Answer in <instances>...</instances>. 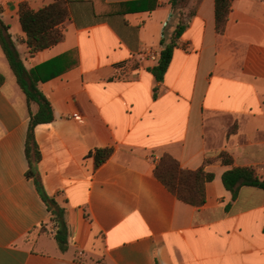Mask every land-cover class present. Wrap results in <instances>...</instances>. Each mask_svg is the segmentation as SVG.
<instances>
[{"label": "crops", "instance_id": "0c3cea01", "mask_svg": "<svg viewBox=\"0 0 264 264\" xmlns=\"http://www.w3.org/2000/svg\"><path fill=\"white\" fill-rule=\"evenodd\" d=\"M24 1L39 10L56 0H0V10L26 68L45 78L55 120L36 128L39 171L66 209L69 250L27 178L39 107L0 45V264H264V190L242 187L233 201L222 179L233 167L264 178V0H232L223 34L216 0H191L162 82L151 70L179 22L171 0H68L64 40L34 57L18 16ZM103 148L114 154L97 169L90 153ZM223 152L234 164L206 167L216 178L200 208L154 174L166 154L197 170Z\"/></svg>", "mask_w": 264, "mask_h": 264}, {"label": "trees", "instance_id": "16d2710c", "mask_svg": "<svg viewBox=\"0 0 264 264\" xmlns=\"http://www.w3.org/2000/svg\"><path fill=\"white\" fill-rule=\"evenodd\" d=\"M191 0H171L172 9L179 12V22L170 40L162 41L163 50L159 63L151 72L158 82H162L171 65L174 50L178 40L187 29L186 18L182 12ZM232 0H216V28L223 34L229 20ZM19 21L24 33L30 55L34 57L41 51L47 50L61 43L65 38L64 24L70 17L69 1L56 0L54 3L34 10L29 2L24 1L19 5ZM0 45L16 76L17 82L27 97L29 104H37L39 109L31 113L28 136L26 141V156L29 162L27 178L33 180L44 202L52 214V223L56 228L55 240L60 250L66 253L69 250L68 225L66 209L47 195L39 165L42 153L36 140V128L42 124H49L55 120L52 104L41 91L39 84L45 78L41 73L42 68L28 70L24 64L17 44L7 25L1 17L0 10ZM5 77L0 73V87L4 84ZM114 154V148L96 149L90 153L94 158L96 168L103 166ZM216 161L232 166L233 158L228 153H221L215 159H206L204 165L197 170L184 169L180 162L169 154L162 157L154 169L155 176L182 202L196 208L206 204V186L216 178L214 173L206 171V167ZM225 188L232 194L236 201L242 187H255L264 190V178L260 177L254 167H233L223 174ZM89 218V215H87Z\"/></svg>", "mask_w": 264, "mask_h": 264}, {"label": "rangeland", "instance_id": "374dc122", "mask_svg": "<svg viewBox=\"0 0 264 264\" xmlns=\"http://www.w3.org/2000/svg\"><path fill=\"white\" fill-rule=\"evenodd\" d=\"M50 237H52V236H50L49 234H46L44 239L47 242V244L49 243V245L47 246V250L53 251V246L52 245L55 242L53 241L54 238H50ZM37 249L40 250V249H43V247L39 245L37 247Z\"/></svg>", "mask_w": 264, "mask_h": 264}, {"label": "built area", "instance_id": "2783aa9c", "mask_svg": "<svg viewBox=\"0 0 264 264\" xmlns=\"http://www.w3.org/2000/svg\"><path fill=\"white\" fill-rule=\"evenodd\" d=\"M150 57H151V59H152L153 61H156V60L159 59L160 56L158 57V55H151ZM74 118L79 120V119H80V116L77 115V114H75V115H74Z\"/></svg>", "mask_w": 264, "mask_h": 264}]
</instances>
